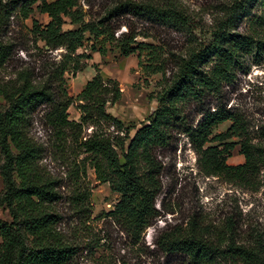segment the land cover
Masks as SVG:
<instances>
[{
	"label": "trees",
	"instance_id": "obj_1",
	"mask_svg": "<svg viewBox=\"0 0 264 264\" xmlns=\"http://www.w3.org/2000/svg\"><path fill=\"white\" fill-rule=\"evenodd\" d=\"M34 12L49 19L46 25L33 21L28 30L37 50L63 52L42 76L25 69L10 80L0 79V209L7 210L11 219L0 221V264H73L76 257L77 244L59 230L58 185L41 164L44 154L69 167L67 176L75 187L72 205L85 227L91 213L90 191L82 183L87 167L94 170L98 182L109 185L119 201L102 217L114 223L133 247L158 217L155 204L162 168L155 153L171 144L174 133L188 139L204 177L246 188L258 185L264 170V124L256 126L251 136L245 116L226 109L225 99L238 73L264 57V0L223 3L206 35L179 0H111L97 20H86L80 0L8 4L0 0V73L13 55L12 45L3 38L7 21L13 13L27 20ZM125 18L141 29L136 31L131 20L128 31L115 36L116 22ZM66 20L75 28L63 30ZM157 29L183 34L186 47L178 53L166 51L154 35ZM199 33L204 41L197 39ZM80 49L102 57L111 50L123 58L136 56L146 80L160 77L159 91L153 96L157 106L147 125L132 137L106 112L108 104L121 98L117 82L104 80L96 70L75 100L67 95L65 75L74 77L82 72L83 60H90L77 54ZM74 102L78 122L68 116ZM194 115L199 117L195 125L190 123ZM36 121L44 128V142L33 134ZM225 123H230L228 129L214 135ZM89 126L91 134L82 136ZM236 145L244 162L229 166ZM237 232L234 219L212 229L192 217L184 228L161 234L156 246L164 254L181 255L187 264H264V235L254 232L238 242Z\"/></svg>",
	"mask_w": 264,
	"mask_h": 264
},
{
	"label": "rangeland",
	"instance_id": "obj_2",
	"mask_svg": "<svg viewBox=\"0 0 264 264\" xmlns=\"http://www.w3.org/2000/svg\"><path fill=\"white\" fill-rule=\"evenodd\" d=\"M2 1L8 4L14 0ZM53 1L55 0H48ZM179 1L196 16V24L206 35L205 32L214 24L220 6L229 0ZM110 2L111 0H80V6L86 14V20H97ZM131 20L125 18L116 22L118 30L115 36L126 33ZM33 21L46 25L49 19L46 15L34 12L27 20H22L17 13H13L7 21L3 38L12 45L13 55L0 73V79L10 80L15 72L25 69H30L39 77L60 60L62 50H37L38 45L28 33ZM132 26L136 31L141 29L136 21H133ZM74 28L66 20L63 30ZM154 35L166 51L173 53H178L188 43L183 34L172 30L157 29ZM196 36L197 39H205L201 33ZM137 40L143 41L141 38ZM77 54H85L90 60H83L82 72L74 77L65 75L69 98L75 100L86 83L95 77L97 70L104 80L117 82L121 91L120 100L114 105L108 104L106 112L130 130V137L136 130L147 125V119L157 106L153 96L159 91L157 83L160 77L154 76L146 80L137 67L136 56L123 58L115 50H111L105 57L92 53L89 49H80ZM225 103L226 109L236 110L245 116L250 126L249 132L254 136L257 132L254 128L264 124V57L257 63H248L245 70L238 73L234 84L226 90ZM76 106L77 102H74L68 110L70 121H79ZM198 120L199 117L191 116L190 123L195 125ZM229 126L230 123H225L214 130L213 134L224 133ZM43 129L36 121L33 134L40 142L47 138ZM112 130L110 127L109 131ZM91 132L92 126H89L83 130L82 136ZM229 141L236 144L238 142L237 139ZM155 157L162 168L159 179L161 192L155 204L158 217L144 232L142 242L133 247L114 223L102 217V214L111 212L119 201V196L111 192L109 185L98 182L94 170L87 167L82 183L84 189L88 188L90 191L88 209L91 213L85 227L83 219L79 218L72 205L71 196L75 187L67 176L69 167L49 154L43 155L41 164L56 179L58 185L60 200L56 207L61 218L59 230L78 247L73 264H187L186 259L179 254L167 255L161 252L156 246V240L164 232L184 228L192 217L199 218L212 229L221 228L228 218L234 219L238 226V242L247 240V236L254 232L264 235V170L258 176V185L247 188L224 179L206 178L197 168L196 156L188 139L178 133H174L168 147L156 151ZM82 158L84 155H80L79 159ZM2 162L0 154V166ZM243 162L239 146L236 145L227 164L238 166ZM80 179L83 180L82 177ZM2 190L0 176V194ZM0 221H11L7 210L0 209Z\"/></svg>",
	"mask_w": 264,
	"mask_h": 264
}]
</instances>
